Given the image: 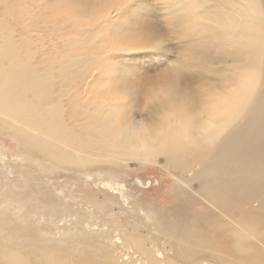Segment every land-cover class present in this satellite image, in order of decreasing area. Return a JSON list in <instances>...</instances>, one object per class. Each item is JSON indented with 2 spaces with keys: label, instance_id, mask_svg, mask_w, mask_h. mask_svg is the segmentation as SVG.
<instances>
[{
  "label": "rangeland",
  "instance_id": "1",
  "mask_svg": "<svg viewBox=\"0 0 264 264\" xmlns=\"http://www.w3.org/2000/svg\"><path fill=\"white\" fill-rule=\"evenodd\" d=\"M162 2L169 7L160 14L184 18L189 25L188 33L201 43L218 39L196 26L198 13H204L205 17L216 16V10L208 7L214 0ZM221 2L231 5L232 12L219 11L224 15L234 14L241 22H244L245 15H253L237 7L248 0ZM49 3L50 0H0V52L4 45L9 50L6 58L0 56V74L6 80L17 82L25 80L20 78V68H24L25 72L33 74L31 80L50 82L51 99L56 106H62L66 125L85 136V124L75 119L77 99L85 93L86 86L91 85L87 92L108 105L104 96L108 81L101 75L97 53L92 51L95 36L90 32L87 19L66 8H49ZM192 4L199 6L186 14L185 6ZM130 15L143 17L154 14L145 6L138 5ZM256 26H259L258 20ZM232 38L237 42L245 39L239 35ZM154 54V59L145 60L128 59L141 54L124 53L120 54L123 58L115 63L131 67L150 78L164 80L170 77V69L176 63L175 59L168 58L172 52ZM229 69L230 62L219 66L208 64L203 70L214 79ZM66 83L69 86L65 91L63 85ZM256 83L255 93L248 100L235 130L226 133L215 144L195 152L160 149L137 158L122 155L116 164L81 152L77 141L71 142L64 151L59 147L67 159L58 161L36 156V153L24 149L19 140L0 130V264H6L9 255L25 264H188L183 259H174L171 247L162 243L169 239L167 234H163L168 222L176 221L179 215L192 220L194 229L195 217L214 215L215 222L223 221L229 229L227 235L231 233L235 240L238 238L236 230L244 225L242 220L245 226L252 222L248 227L253 226L255 231L263 232V218L254 220L255 215L251 213L264 201V185L261 186L264 177L258 180L254 175L255 187L243 192L245 198L239 204L244 212L242 219L219 207L212 200L213 193L207 191L219 183L221 185L222 179L229 183L240 177L246 179V174L253 171L250 168L257 164L243 152L248 144L241 139L245 130L249 128L250 131L257 127V122L264 121V117L257 122L253 119L259 111L257 106L264 99L261 94L264 85L259 78ZM211 92L204 85V95L211 96ZM36 95L31 92L29 97L36 101ZM127 121L136 128L147 124L143 106L138 114L130 112ZM250 121L256 125L250 126ZM230 139L231 143H228ZM246 158L253 164L250 165ZM215 159L216 166L211 162ZM220 160H225V163ZM228 162L233 166L228 167ZM245 164L250 167L246 165L244 168ZM201 169H209L210 177L188 176L187 171L193 173ZM156 222H159L157 229L154 226ZM131 235H135L134 239L130 238ZM129 239H132L130 245ZM262 241L254 235L251 240L243 242L242 247L256 243V254L264 258ZM163 252L166 255L158 257Z\"/></svg>",
  "mask_w": 264,
  "mask_h": 264
},
{
  "label": "snow or ice",
  "instance_id": "2",
  "mask_svg": "<svg viewBox=\"0 0 264 264\" xmlns=\"http://www.w3.org/2000/svg\"><path fill=\"white\" fill-rule=\"evenodd\" d=\"M138 5L154 15L131 16ZM198 6L186 5V14ZM48 7L66 8L84 16L95 36L92 51L97 53L101 75L108 81L104 96L111 114L98 130L100 136L115 143L114 136L122 134L128 114H138L143 106L144 119L149 123L135 130V151L167 145L170 140L188 152L215 144L235 130L255 93L257 79L264 85V0H248L237 6L253 13L245 15L244 22L234 14L224 15L219 10L231 13L232 6L214 0L208 7L216 10V16L197 14L196 26L218 38L207 44L188 33L184 18L161 15L169 7L162 0H50ZM237 35L245 39L237 42L232 38ZM168 51L173 54L168 58L176 63L164 80L115 63L124 53L141 54L128 59L148 60L155 58V52ZM229 62L230 69L214 79L203 70L208 64ZM204 85L212 90L211 96L204 95ZM261 94L264 96V87ZM160 101L169 107L157 118Z\"/></svg>",
  "mask_w": 264,
  "mask_h": 264
},
{
  "label": "bare ground",
  "instance_id": "3",
  "mask_svg": "<svg viewBox=\"0 0 264 264\" xmlns=\"http://www.w3.org/2000/svg\"><path fill=\"white\" fill-rule=\"evenodd\" d=\"M8 51L9 50L7 49V45H4L1 49L0 56L2 58H6L8 56ZM20 71V78L25 80H17V82L6 80L3 78L2 74H0V130L7 132L8 135L19 140L22 143V147L24 149L36 153V156H45L47 158H52L58 161H65L67 158L62 156L59 147H61V149L64 151L65 148H69L71 142L77 143V141L79 142L77 143V146L79 147L81 152L87 154L90 157L94 156L101 159L106 158L107 162L116 164H119L120 159H122V155L137 158L139 156L149 155L152 152L158 151L160 149L185 151V149L175 140H170L167 145L154 147L146 151H135L134 149L137 141L134 138V133L137 128L135 127V125L129 124L128 121L126 122V124L121 126L122 134L114 136L115 143H113V141L107 140L106 137L100 136L98 130L103 128L104 125L108 123L111 118V114L108 105H105L101 101L96 100L93 96L90 95V93L87 92L88 89L92 87L91 85H87L85 93L77 99V109L74 112L75 119L85 124V136H82L74 129H70L66 125L63 117L62 106H56L51 99L50 82L44 79L31 80L33 74L25 72L24 68H20ZM0 73L2 72L0 71ZM68 86L69 84L67 83L63 85L65 91L68 90ZM31 92H35L37 94L36 101L31 100V98L29 97V94ZM255 104L257 105V103ZM168 107L169 106L164 101L158 102V107L156 109L157 118L162 116L168 109ZM258 109L259 111L257 115L253 117L254 121L256 122L264 117V99L263 102H261V104L257 106V110ZM148 123L144 126H147ZM256 124H253L251 122L250 126H257L256 128L252 129L254 132H251V129L250 131H248V128V130H245L248 132L244 131L241 138L244 141L243 143L248 144L245 147L246 149H243V152L248 157H252L253 162L255 159L257 163L255 164L254 168L253 166L252 169L250 168V170H253L251 171V174H246L247 178L244 180L240 177L238 178V180L236 179V182H234V179L232 183L227 182V180L223 182L222 179L220 180L222 184L219 185L220 183L218 182L219 184H217L218 186H216L215 188L211 187V189L209 187L211 190H207L208 188L206 187V190L212 192L214 195L212 200L228 213H235L237 219H242V217L244 216V212H242L241 208L239 207L240 202L243 198H245V194L243 192H248L252 187H255L254 181L256 179H254L253 176L255 175L258 180L264 177V121L257 122ZM228 143H231V139L228 141ZM232 146H234V144ZM227 156L228 153L226 157ZM216 159L214 162L213 160L211 161L214 166L218 165ZM246 159L250 163L249 158ZM227 161H229V159H227ZM253 162L250 163V165H252ZM229 163L230 162H228V164ZM246 165L247 164H245L244 168H246ZM250 165H247V167H250ZM231 166H233V164H229L228 167ZM208 168L210 169V167ZM209 169H201L193 173H191L190 171L187 172L189 177L209 178ZM215 169L217 170V168ZM215 169L211 168V170L213 171ZM225 169L226 168H224V170ZM246 171L250 173L249 170ZM224 179L226 178L224 177ZM263 185L264 183H262L261 186ZM259 202L260 200L258 201V203ZM262 202L263 203H261L258 208L256 207L257 210L251 214L255 215L254 220H261L263 218L264 222V214H261V212L264 213V201ZM248 204L249 203L247 202V206ZM241 206L244 205L242 204ZM242 222L244 225L243 227H240L236 230V233H238V238L237 240H235V238L232 237L231 233L229 234V236L227 235L229 229L226 225H224L223 221L215 222L214 215L210 216L203 214L195 217L194 225L196 229H194L193 227L192 220L179 215L177 216L176 221L171 223L168 222L167 228L163 231V234H167L169 239L166 242L162 243L168 244L171 247L174 259H176L177 261L179 259H183L188 264H264V258L256 254V243H253L252 245L249 243L248 245L242 247V243L251 240L252 238H254V235H258L261 239H263L262 242L264 244V231L257 232L253 229V226L248 227L252 224V222L248 223L246 226L243 220ZM154 226L157 229L159 227V222H156ZM134 236L131 235L130 238L134 239ZM130 240L132 239H129V241H127L129 245L132 244L130 243ZM159 253L160 252H158V254ZM160 255L161 256L158 257H164L166 254L165 252H163ZM6 264L25 263L19 259L14 258L12 255H9L7 257Z\"/></svg>",
  "mask_w": 264,
  "mask_h": 264
}]
</instances>
